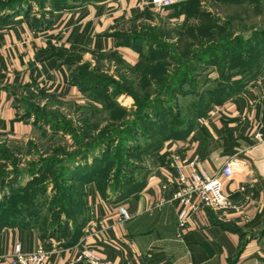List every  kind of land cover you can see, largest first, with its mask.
<instances>
[{
  "label": "crops",
  "instance_id": "obj_1",
  "mask_svg": "<svg viewBox=\"0 0 264 264\" xmlns=\"http://www.w3.org/2000/svg\"><path fill=\"white\" fill-rule=\"evenodd\" d=\"M66 1L67 7L45 14L42 28L34 27L36 15L24 4L0 18V144L34 140L38 124L46 126L47 139L51 122L42 113L48 115L49 110L67 118L65 108H78L70 116L74 120L81 107H97L87 92L94 94L101 86L86 90L72 84L71 66L61 60L66 51L82 48L89 61L91 54L113 51L129 65L144 50L142 45H119L113 35L120 26L140 21L138 14L148 7L142 6L143 0ZM109 90L106 86L104 91ZM115 99L124 104L126 97ZM18 101L32 103L42 112L40 118L34 122ZM147 152L142 173L115 193L104 197L93 181L85 185L86 209L76 241L64 246L53 238L45 240L54 244L49 248L53 264H66L84 247L116 264H264L263 82H248L191 120L184 135L164 138ZM189 161L199 163L207 174L225 161L232 163L231 178H219L231 208L200 205L177 234L175 204L167 198L175 187L173 166L186 173ZM119 205L127 220H117ZM39 241L35 226H2L0 264H9L14 243L30 252Z\"/></svg>",
  "mask_w": 264,
  "mask_h": 264
},
{
  "label": "rangeland",
  "instance_id": "obj_2",
  "mask_svg": "<svg viewBox=\"0 0 264 264\" xmlns=\"http://www.w3.org/2000/svg\"><path fill=\"white\" fill-rule=\"evenodd\" d=\"M50 1L0 0V18L20 4L43 18ZM239 1L187 0L161 10L142 3L148 7L138 14L140 21L118 32V42L148 41L134 66L116 52L90 53L89 61L83 49L66 51L71 80L79 87L103 85L87 92L97 107H81L71 120L74 108H65L70 115L64 118L18 101L34 122L42 113L51 123L47 139L46 126L38 124L34 140L0 144V226L18 222L54 233L55 241L68 240L84 221L89 181L99 193H115L142 173L152 144L172 135L188 116L218 104L233 87L264 83V0ZM119 96L126 97L124 104L116 101ZM90 171L94 175L86 181Z\"/></svg>",
  "mask_w": 264,
  "mask_h": 264
},
{
  "label": "built area",
  "instance_id": "obj_3",
  "mask_svg": "<svg viewBox=\"0 0 264 264\" xmlns=\"http://www.w3.org/2000/svg\"><path fill=\"white\" fill-rule=\"evenodd\" d=\"M185 0H145L144 4L161 10L178 2ZM188 171L183 172L181 167L173 166L175 172V187L171 191L168 201L175 204L176 232L179 234L184 227L187 216L196 210L200 205L210 209L226 210L231 208L230 199L221 192L219 178H231L234 169L230 161L223 162L213 174H207L196 161L186 163ZM128 215L122 205L117 207V220H127ZM51 242L39 241L34 250L24 252L20 249L19 243H14L9 255V264H53L50 260ZM75 254L68 259L66 264L83 262L86 264H116L100 258L89 248H79Z\"/></svg>",
  "mask_w": 264,
  "mask_h": 264
},
{
  "label": "trees",
  "instance_id": "obj_4",
  "mask_svg": "<svg viewBox=\"0 0 264 264\" xmlns=\"http://www.w3.org/2000/svg\"><path fill=\"white\" fill-rule=\"evenodd\" d=\"M11 0H6V2H10ZM18 1H20V0H17V2ZM22 1V0H21ZM187 0H185V1H182V2H178L177 4H182V3H184V2H186ZM190 1V0H189ZM227 1H236V2H240L239 0H227ZM241 1H244V0H241ZM252 1H258V0H252ZM68 2L66 1V0H51L50 1V7H49V9H48V12H50V10L51 9H61L62 7H67L69 4H67ZM18 4V3H17ZM177 4H174V5H171V6H175V5H177ZM190 5H194L193 7H192V9H194V8H196L197 7V1H196V3H195V1L194 2H192V4H189L188 6H190ZM170 6V7H171ZM185 7V6H184ZM145 8V7H144ZM48 12H47V14H48ZM194 12H196V11H194ZM184 15H186V14H184ZM187 15H189V13H187ZM195 18H198L197 16L195 17ZM186 20V19H185ZM33 21H34V27L35 28H42V27H44L45 26V24H46V21H45V19H44V17L43 18H39V17H37V18H34L33 19ZM36 23V24H35ZM113 35H115L116 37H117V40L119 39L118 38V36L120 37V35L118 34V33H116V32H114L113 33ZM123 37H125V36H123ZM133 41L131 42L129 39L127 40V39H124V40H122L121 42H118V41H116L117 42V44H119V45H124V46H138V45H145V44H147L148 45V41H143V40H141V39H132ZM120 41V40H119ZM71 49H73V50H79V49H82V48H75V47H73V48H71ZM63 52V51H62ZM62 52H59V54L57 55L58 57H61L62 55H63V53ZM112 53H113V51H112ZM68 56L69 55H63L62 56V63H66V64H68V65H70V62L68 61ZM141 57H142V55L140 54V57H139V59H138V61L136 62V63H138L140 60H141ZM122 60V59H121ZM123 62V61H122ZM136 63H134V64H132L133 66L134 65H136ZM253 67H255V66H253ZM254 69V68H253ZM152 73V72H151ZM250 74H252V73H250ZM152 78H154V76L152 77ZM70 82L72 83V84H74V85H77L78 87L80 86L79 84H78V82H75V81H73V80H71V78H70ZM246 84H248V83H246ZM246 84L245 85H242V86H237V87H233V88H231V89H229V91H227V92H225L220 98H218V101L216 100V102L215 103H222V102H224V101H226L227 99H229L231 96H233V95H235L236 93H238L239 91H241L244 87H246ZM96 86H98L97 84L96 85H89V86H81L80 88H83V89H86V90H90V89H92V87H95L96 88ZM100 86H103V85H100ZM98 91V90H97ZM97 91L95 92V93H97ZM207 108H209V107H207ZM207 108H203V109H199V110H197L194 114H192V115H190V116H188L187 117V119H186V122L185 121H182L181 123H180V126H178V127H174V129H173V131H172V135H168V136H164V137H161V138H159V140L157 141V143L156 144H152V148H151V150L152 149H154L155 147H157L160 143H161V141H163L164 140V138H167V137H181L182 135H184V133H185V131L188 129V126H189V124H190V121L191 120H193L194 118H196L198 115H200V114H202ZM150 150V149H149ZM147 152V151H146ZM89 168L90 167H92V168H96L93 164L92 165H87ZM88 169V168H87ZM95 171V170H94ZM94 175V173L93 172H91L90 171V173L88 174V178H86L85 180L86 181H89L90 179H92V176ZM100 180H98L97 182H96V185H97V183L99 182ZM93 183H94V181H93ZM127 185V184H129V181L128 180H124L122 183H120L119 184V187H117L116 188V191L117 190H119L121 187H123L124 185ZM95 185V184H94ZM100 194H102L104 197L106 196L105 195V193H104V191H103V193H100ZM81 222H83L82 220H81ZM81 222L79 223V224H77V227H76V230H74L73 232H72V234L69 236V238H68V240H65V241H63L62 242V245H64V246H68V245H70V244H72L74 241H76V239L78 238L77 237V235H78V233H79V228H80V225H81ZM18 223V222H17ZM17 223H11V224H1V226H0V229H1V227L2 226H5V225H15V224H17ZM38 232V231H37ZM52 234H54V233H51V234H40V233H38V238L41 240V241H44V240H47V239H51V238H53V236H52ZM77 263H79V262H77ZM75 264V263H74Z\"/></svg>",
  "mask_w": 264,
  "mask_h": 264
}]
</instances>
